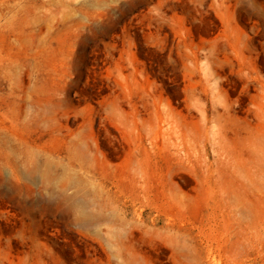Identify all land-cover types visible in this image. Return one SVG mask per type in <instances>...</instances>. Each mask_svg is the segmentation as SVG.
Listing matches in <instances>:
<instances>
[{"label": "rangeland", "instance_id": "1", "mask_svg": "<svg viewBox=\"0 0 264 264\" xmlns=\"http://www.w3.org/2000/svg\"><path fill=\"white\" fill-rule=\"evenodd\" d=\"M0 264H264V0H0Z\"/></svg>", "mask_w": 264, "mask_h": 264}]
</instances>
